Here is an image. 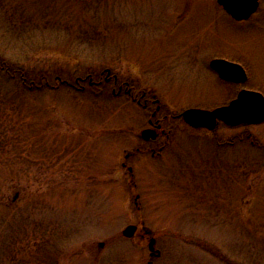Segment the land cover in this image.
I'll return each instance as SVG.
<instances>
[{
	"label": "rangeland",
	"instance_id": "374dc122",
	"mask_svg": "<svg viewBox=\"0 0 264 264\" xmlns=\"http://www.w3.org/2000/svg\"><path fill=\"white\" fill-rule=\"evenodd\" d=\"M0 4V64L53 86L109 68L159 100L171 132L159 157L125 158L148 147L140 132L156 104L112 82L30 92L0 69V264H264V122L212 133L177 117L240 88L264 94V0L240 22L216 0H105L89 15L68 0ZM67 8L69 22L101 29L97 41L42 27ZM213 56L242 64L246 83L206 72Z\"/></svg>",
	"mask_w": 264,
	"mask_h": 264
},
{
	"label": "water",
	"instance_id": "95a60500",
	"mask_svg": "<svg viewBox=\"0 0 264 264\" xmlns=\"http://www.w3.org/2000/svg\"><path fill=\"white\" fill-rule=\"evenodd\" d=\"M216 1L236 21L248 19L259 6V0ZM210 66L225 80L242 83L247 79L244 69L239 64L223 59H213ZM107 72L109 73V70ZM181 117L186 124L193 128L208 130H214L220 122L228 126L259 124L264 122V95L259 91L243 89L227 105L213 109L187 108L182 111ZM141 137L145 140L153 139L155 138L154 131L145 129L141 132ZM136 228L135 225L127 226L124 235L126 237L132 236ZM154 243L155 240L151 238L148 243L151 255L155 252ZM100 245L102 246L103 243Z\"/></svg>",
	"mask_w": 264,
	"mask_h": 264
},
{
	"label": "flooded vegetation",
	"instance_id": "af4514ba",
	"mask_svg": "<svg viewBox=\"0 0 264 264\" xmlns=\"http://www.w3.org/2000/svg\"><path fill=\"white\" fill-rule=\"evenodd\" d=\"M215 58L225 59L227 61L240 64L239 62H236L235 60L231 59V57L213 56L210 59H208L207 62L204 63L206 66L203 65V69L206 72H210L215 78H217L221 82H223L224 85H231V86L242 85V84H237L235 82L226 81V80H223L222 78H220L218 72L210 67V61L212 59H215ZM243 68L245 70L244 66H243ZM245 72H246V70H245ZM103 75H105V76L99 77L100 79H102V81H100V82L103 84H106V85L108 83L112 82V92L114 94H119V95L121 93L125 94L126 96L130 97L132 99V101H135L138 105H141L145 110L148 109V105L150 103L156 104V107L152 111H150L149 117L147 120V126L144 128V129L149 128V129L153 130L155 138L142 140L143 144L148 145V147H146L144 150H142L140 148H136L135 151L130 152L129 154H126L125 158H127L128 156H134V155L139 154V153L146 154L148 152H150V155L152 157H159L162 154V151L164 150V148L170 143L171 132H170V129H167V127H165V124L169 125L170 117L168 115H165V114L159 115L160 106L157 103H155L157 98L156 99L148 98L145 91L136 92L135 88L133 86H131L128 82L119 83L117 76L115 78L114 74H111V73L108 74V72H106ZM101 83H99V85ZM87 85L96 86L98 84L94 83L92 85V84H89L87 82ZM76 89H82V86L78 85L76 87ZM240 89H242V88H240ZM216 130H213L212 133H214ZM122 166H124L123 163H122ZM128 171L131 172L130 167H128Z\"/></svg>",
	"mask_w": 264,
	"mask_h": 264
},
{
	"label": "trees",
	"instance_id": "16d2710c",
	"mask_svg": "<svg viewBox=\"0 0 264 264\" xmlns=\"http://www.w3.org/2000/svg\"><path fill=\"white\" fill-rule=\"evenodd\" d=\"M3 1V0H2ZM1 1V2H2ZM70 1H76L78 2L79 6L81 7L82 14H88L90 13V10H97L99 6L105 1V0H68ZM0 2V3H1ZM7 5V2H6ZM3 8V5L0 4V9ZM7 12V11H6ZM13 14V13H12ZM14 16V15H13ZM59 18L54 19L52 22L48 21V15L44 14L42 16V22H43V28H47L50 25L61 32H65L68 35H73L76 37V43L79 45H85L94 43L95 40H98L99 34H102L101 29L96 27L92 24H87L83 21H77V24H73L72 22H69L71 13L67 9L63 10L62 13H60ZM83 17V16H82ZM55 18V17H53ZM85 18V17H83ZM87 21L90 22V20L87 19ZM13 23V22H12ZM9 31H11L9 29ZM0 69L4 71L6 74H8L10 77L18 76L22 83L26 86V88L31 92L33 90H40L46 89L50 90V87L55 90L58 89L60 86V82L57 81V78H54V82L56 83L54 86L51 85V83L44 79L43 77H38V79L34 78L32 80H28L27 77H23V70L17 69L16 67L10 65V64H0Z\"/></svg>",
	"mask_w": 264,
	"mask_h": 264
}]
</instances>
